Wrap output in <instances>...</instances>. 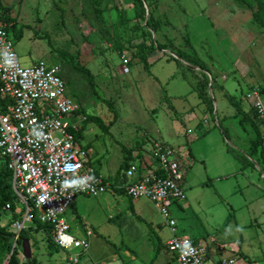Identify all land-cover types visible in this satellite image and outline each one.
<instances>
[{
  "label": "rangeland",
  "instance_id": "obj_1",
  "mask_svg": "<svg viewBox=\"0 0 264 264\" xmlns=\"http://www.w3.org/2000/svg\"><path fill=\"white\" fill-rule=\"evenodd\" d=\"M0 2L14 5L9 15L25 25L19 41L15 32H9L20 65L29 67L42 60L61 67L68 82L67 94L82 107L80 117L86 118L82 122L71 118L65 123L80 132L79 145H90L91 158L111 184L96 197L76 198L80 218L71 209L64 214L73 235L85 238V228L91 232L88 251L81 255L79 264H176L162 244L173 236L213 238L225 246L222 256L237 255L238 264H264V214L251 215L246 207L250 198L252 206L264 208V192L257 187L246 192V175L262 190L264 180L255 162L250 161L255 158L247 157L248 134L243 146L227 131L235 110L214 87V80L226 77L228 91L245 93L246 105L243 101L242 106L246 110L252 108L246 92L264 95V29L253 21L246 5L238 0H157L155 10L153 4L146 7L160 24L154 33L135 17L137 6L132 0L105 4L104 27L96 20L90 0ZM116 8L127 18L118 29L119 38L114 33ZM245 33L242 43L246 51L236 43ZM186 38L192 49L185 46ZM152 41L169 48L161 52L148 49L147 71L137 53L140 45L148 48ZM176 49L199 56L213 81L201 71L190 72V65L183 60L171 59V50ZM59 51L90 70L94 90ZM124 61L128 62L127 74L122 73ZM106 101L113 104L114 113ZM89 116L98 117L108 131L97 121H87ZM148 138L164 141L178 151L177 155L186 157L184 208L172 210L175 227L165 226L155 206L145 200L137 202L140 213L136 217L128 197L114 191L119 167L128 155L125 150H133ZM2 163L0 159V167ZM11 215L2 214L1 227ZM252 218H257L260 226ZM29 241L31 258L37 263L73 264L67 253L47 247L42 232H30ZM212 249L206 264H217ZM16 251L19 262H25L21 249ZM9 255L0 254V264L7 263Z\"/></svg>",
  "mask_w": 264,
  "mask_h": 264
},
{
  "label": "built area",
  "instance_id": "obj_2",
  "mask_svg": "<svg viewBox=\"0 0 264 264\" xmlns=\"http://www.w3.org/2000/svg\"><path fill=\"white\" fill-rule=\"evenodd\" d=\"M9 26L0 6V159L2 167L11 173L16 211L21 216L6 223H10L14 236L11 253L18 248L19 234L37 218L50 226L53 243L70 256L73 264H79L81 255L88 251L91 232L86 229L85 238L74 236L64 214L77 196L96 197L108 191L111 184L70 132L69 128L76 130L75 126L65 123L71 118L81 122L86 118L80 117L82 107L67 94L61 67L42 60L21 66ZM122 73H129L127 61ZM261 96L252 90L246 93L264 135ZM136 147L115 188L123 190L131 201L148 200L164 225L175 227L172 208L185 200L179 156L173 147L156 139L148 138ZM9 210L8 203L5 211ZM211 246L218 253L225 249L213 238L194 241L173 236L167 242L178 264H206ZM238 262L239 257L233 255L219 259L217 264Z\"/></svg>",
  "mask_w": 264,
  "mask_h": 264
},
{
  "label": "trees",
  "instance_id": "obj_3",
  "mask_svg": "<svg viewBox=\"0 0 264 264\" xmlns=\"http://www.w3.org/2000/svg\"><path fill=\"white\" fill-rule=\"evenodd\" d=\"M90 1H91L92 10H93L96 20L99 22V24L102 27H104L105 26L104 5L105 4L111 5L113 3V0H90ZM132 1L137 6V12H136L135 17L145 22V27L150 32H154V33L157 32L160 28V24L155 20L153 12L151 10L150 12L146 10V7L147 6L150 7L151 4H153V8L155 10L157 7L156 6L157 0H132ZM238 1L241 4L246 5L251 10L253 21L259 27L264 29V0H252L254 4L250 0H238ZM4 11L7 16V22L10 24L8 33L10 31L15 32V38L19 41L22 38L23 27L17 26L16 20L9 16L8 9H4ZM126 22H127V18H126L125 12L120 8H116V23H115V29H114L116 38H119L118 29H120ZM184 43L186 47L192 49L191 43L188 38L184 40ZM168 48H169L168 46L158 44L157 42L152 41L148 48L145 47L144 45L139 46L137 57L139 58V61L143 64L144 69L149 71V63L147 60L148 49H151V51L157 50L161 52L163 50H167ZM171 51L174 55V56H171V59H175L177 62L180 60H183L191 67L198 68L204 74L210 75L207 65L195 53L187 54L186 52L180 49L171 50ZM59 52L64 59L65 58L67 59L68 63L71 65L74 71L86 77L90 88L94 90V76L90 72V70L80 65L79 63L75 62L74 58L71 55H69L67 52H64V51H59ZM65 82L67 86L68 82L67 81ZM261 93L264 94V87L262 88ZM201 95H204L203 91H201ZM225 95H226V99L228 103L232 107H234V109L237 111L240 124L243 127H246V128L248 127L250 129V132L248 131V129H246V134H248L249 136L248 142H247L248 144L247 157L255 158L256 165L259 167L260 173L264 175V135L262 134V131L258 126L257 113L253 108L245 112L242 109L239 100H237L236 98L228 94H225ZM106 103L108 104L110 110L114 113L115 111L113 109V104L110 101H106ZM207 107L212 111V107H210L209 105ZM114 117H116L115 114H114ZM88 120L97 121L98 123H100L103 129L108 128L101 122V120L98 117L89 116L87 117V121ZM108 126H111V123ZM69 130L74 135L76 141L78 142L80 138V132L73 130L71 128H69ZM83 147L85 150L90 149L89 144L84 145ZM131 151L132 149L125 150V153H127L128 155L126 156V158L124 159V162L121 163L119 167V171H118L119 179L117 181L118 183L121 181L122 172L126 169L128 165V160L131 157ZM90 159L92 160L91 156H90ZM11 179H12L11 173L4 167H0V219H1L2 214H4V212L11 213L12 215L10 217V223H12V221L19 220L21 217L19 212L16 211L17 203L15 202L14 196L12 194ZM114 191L120 194H125L124 191L121 189L115 188ZM8 203L10 204V210L5 211V206ZM10 223L4 227L0 226V254L2 257H4L6 254H10L7 264H39L32 258L29 261L20 263L16 257V252H17L16 250L21 249L20 248L21 240L23 239L29 240L30 232L32 233L42 232V234L46 238L47 247L49 249H52L53 251H58L59 248L52 241V234H51L50 226L47 224L40 223L39 220H37L36 218L33 222V225L27 231H22L19 234L18 248L14 249L13 252L11 253L14 236L9 230ZM7 226L9 227L8 229H7ZM159 248H160V245L158 246V250ZM51 254L52 253H50V255ZM173 260L176 261V258H173Z\"/></svg>",
  "mask_w": 264,
  "mask_h": 264
},
{
  "label": "crops",
  "instance_id": "obj_4",
  "mask_svg": "<svg viewBox=\"0 0 264 264\" xmlns=\"http://www.w3.org/2000/svg\"><path fill=\"white\" fill-rule=\"evenodd\" d=\"M0 6L2 7V9L4 10V9H8L9 10V14L11 13L12 14V7L14 6V5H12V6H10V5H3L1 2H0ZM10 16V15H9ZM11 18H13V19H15L14 18V15H12V16H10ZM16 20V24H17V26H19V27H23V29H24V27H25V25H22V24H19V22H17V19H15ZM235 26V24L232 26V29H233V27ZM231 29V28H230ZM232 36H233V34H232ZM250 36V38L252 37L251 35H249ZM22 37H23V30H22ZM239 37H241V38H239V41L238 42H236L237 43V45H240V47L242 46L243 47V50H245L246 51V47H244L243 46V43H242V41L243 40H245L246 39V33H245V35H241V36H239ZM184 51V50H183ZM185 52V51H184ZM187 53V52H186ZM187 54H189V53H187ZM199 57V56H198ZM200 58V57H199ZM201 59V58H200ZM202 60V59H201ZM203 61V60H202ZM204 62V61H203ZM205 63V62H204ZM206 64V63H205ZM246 67V66H245ZM190 72H195V73H197L196 71H200V69L198 70V68L196 69L195 67H193V69H191V68H189L188 69ZM202 72V71H201ZM203 73V72H202ZM209 76V78L210 79H212V76L211 75H208ZM212 81H213V79H212ZM214 83H215V89L217 90V91H220L221 92V94H222V96L223 97H225V99H226V95L225 94H228V95H230V96H233L234 98H236L237 100H239V95H240V98L242 99V101H240V105H241V107H242V109L245 111V112H247L248 110H246L245 109V107L244 106H242L243 105V101L245 100L244 98H243V94H245V93H243L242 91H241V93L239 94V95H234L233 94V92L231 91H228V89H227V87H226V77H224V76H221V78H220V80H218V81H215L214 80ZM231 90H234V92L237 94V89L235 88V87H231ZM249 92V91H248ZM247 93V92H246ZM262 96H264V95H262ZM227 100V99H226ZM228 102V101H227ZM264 102V101H263ZM244 103H245V105H246V101H244ZM234 108V107H233ZM235 110V109H234ZM217 113V112H216ZM227 119V117L226 116H223V120H226ZM215 120H217L216 119V117H215ZM229 122H230V124L228 125V129H227V131L229 132V134L232 136V138L234 139V141L235 140H237L238 142H242L243 143V146H246V127H243L241 124H240V122H239V118H238V114H237V111L235 110V112L233 113V114H231L230 115V118H229V120H228ZM217 125H218V123H216ZM198 126H200V124H198ZM162 142H164V141H162ZM187 142L188 143H190L191 141H190V139H189V137L187 138ZM164 143H166V142H164ZM167 144V143H166ZM228 152H230V150H227ZM88 152H89V154H90V149L88 150ZM178 152V151H177ZM246 153V152H245ZM90 156H91V154H90ZM179 156V164H180V168H181V170L183 171V181H182V186H183V182L185 181V178H186V176H187V172L185 171V159H186V157H184V156H180V155H178ZM91 161H93V159L91 160ZM130 161V160H129ZM251 162H255V164H256V160H254V161H252V160H250ZM124 162V161H123ZM93 163H94V165L97 167L98 165L93 161ZM257 166V165H256ZM97 169H98V171H99V173H100V168H99V166L97 167ZM257 170H258V172H259V176L264 180V175H262L261 173H260V169H259V167L257 166ZM257 185V186H256ZM254 184L253 183V181H251L249 178H248V176L246 175V192H248L249 191V188H256V189H258V190H261L262 192H264V190H262L260 187H259V185L258 184ZM125 195V194H124ZM80 196H83V195H80ZM80 196H77V197H80ZM76 197V198H77ZM88 197V196H87ZM129 199V198H128ZM130 200V199H129ZM139 200H145V201H148V200H146V199H139ZM139 200H136V201H131L132 202V204H133V206H130V208H131V211H132V213H133V215H135L136 217H139V213H140V211H138L137 210V207H136V204H137V202L139 201ZM254 200L256 201V200H258V198H254ZM185 201V200H184ZM149 202V201H148ZM150 203V202H149ZM184 203V202H183ZM152 204V203H151ZM153 205V204H152ZM177 207H179V209H182L183 210V205H181V206H176V207H173L172 208V210L175 208V209H178ZM246 207L250 210V212H251V215H255V214H264V208H261V207H257L256 205H254V206H252V203H251V200H250V198H249V200L246 202ZM72 211H73V213H76L77 215H76V217L77 218H80V216L82 215L81 214V210H80V208H79V205L78 204H76V199H75V202H74V204L72 205V207L70 208ZM172 213H173V211H172ZM112 216L113 215H110V217L109 218H112ZM252 216H250V218H251ZM252 221L254 222V223H256L257 224V226H260V223H258V221H257V218H252ZM151 221H149V224L150 225H152V223H150ZM250 222H251V219H250ZM69 224V223H68ZM252 225V224H251ZM85 229H88V228H85ZM75 236V235H74ZM77 237V236H76ZM209 238H205V239H200V238H193L192 240H194V241H197V240H204V241H207ZM170 240V239H169ZM169 240H167L166 242H164V243H162L163 245H164V247H167V242L169 241ZM217 244H219L218 242H217ZM224 246V245H223ZM211 247H213V246H211ZM210 247V252H211V248ZM225 247V246H224ZM159 250H160V248H159ZM212 254H214L215 255V257L217 256V260H219V259H221V258H224V257H229V256H222V254H223V252L225 251V249H224V251L223 252H221V253H218L214 248L212 249ZM132 259H133V257H131ZM171 258L173 259V256L171 255ZM240 260V259H239ZM175 261V260H174ZM176 262V264H178L177 263V261H175Z\"/></svg>",
  "mask_w": 264,
  "mask_h": 264
},
{
  "label": "water",
  "instance_id": "obj_5",
  "mask_svg": "<svg viewBox=\"0 0 264 264\" xmlns=\"http://www.w3.org/2000/svg\"><path fill=\"white\" fill-rule=\"evenodd\" d=\"M190 68H193L189 66ZM20 248L22 251V257L24 260L29 261L32 257L30 241L28 239L21 240Z\"/></svg>",
  "mask_w": 264,
  "mask_h": 264
}]
</instances>
